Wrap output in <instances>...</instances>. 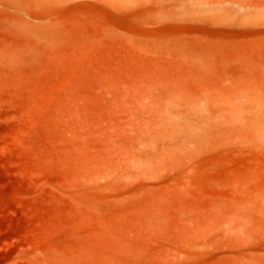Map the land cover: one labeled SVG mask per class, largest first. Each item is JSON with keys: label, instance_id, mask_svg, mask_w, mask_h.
Instances as JSON below:
<instances>
[{"label": "rangeland", "instance_id": "rangeland-1", "mask_svg": "<svg viewBox=\"0 0 264 264\" xmlns=\"http://www.w3.org/2000/svg\"><path fill=\"white\" fill-rule=\"evenodd\" d=\"M262 100L264 0H0V264H264Z\"/></svg>", "mask_w": 264, "mask_h": 264}, {"label": "bare ground", "instance_id": "bare-ground-1", "mask_svg": "<svg viewBox=\"0 0 264 264\" xmlns=\"http://www.w3.org/2000/svg\"><path fill=\"white\" fill-rule=\"evenodd\" d=\"M251 99V98H250ZM252 100H253V98H252ZM254 101H255V99H254ZM262 101H264V100H262ZM246 102V101H245ZM243 103V102H242ZM263 105H264V103L263 102H261ZM171 104V103H170ZM238 104H240L239 102H238ZM254 104V103H253ZM172 106V105H171ZM243 110H249V112L251 113H253L254 115V120H260V118H261V116H264V113H263V115H262V110H261V108H260V105L257 107L256 106V104H254L253 106H250L249 107V109L247 108V109H243ZM243 110H240L239 111V115L240 114H242V112L241 111H243ZM260 111H262V112H260ZM235 112V111H234ZM241 112V113H240ZM260 113H261V116H260ZM260 116V117H259ZM175 119V118H174ZM253 120V119H252ZM205 121V120H204ZM251 122V121H250ZM253 122V121H252ZM167 125V124H166ZM171 125V124H170ZM175 130V129H174ZM190 132V131H189ZM169 135L168 136H170L171 135V133H168Z\"/></svg>", "mask_w": 264, "mask_h": 264}]
</instances>
